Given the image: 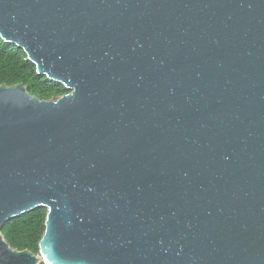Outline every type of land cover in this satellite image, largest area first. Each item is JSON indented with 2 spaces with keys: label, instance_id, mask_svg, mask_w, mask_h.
<instances>
[{
  "label": "water",
  "instance_id": "obj_1",
  "mask_svg": "<svg viewBox=\"0 0 264 264\" xmlns=\"http://www.w3.org/2000/svg\"><path fill=\"white\" fill-rule=\"evenodd\" d=\"M0 38L68 90L0 84V264H264V0H0Z\"/></svg>",
  "mask_w": 264,
  "mask_h": 264
},
{
  "label": "trees",
  "instance_id": "obj_2",
  "mask_svg": "<svg viewBox=\"0 0 264 264\" xmlns=\"http://www.w3.org/2000/svg\"><path fill=\"white\" fill-rule=\"evenodd\" d=\"M16 83H23L30 94L42 99L56 98L68 91L62 84L37 74L34 64L21 48L0 38V84ZM45 213L44 207H37L11 218L3 223L1 233L11 247L37 254Z\"/></svg>",
  "mask_w": 264,
  "mask_h": 264
}]
</instances>
